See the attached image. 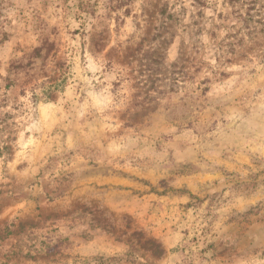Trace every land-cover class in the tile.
Instances as JSON below:
<instances>
[{"label": "rangeland", "instance_id": "374dc122", "mask_svg": "<svg viewBox=\"0 0 264 264\" xmlns=\"http://www.w3.org/2000/svg\"><path fill=\"white\" fill-rule=\"evenodd\" d=\"M0 264H264V0H0Z\"/></svg>", "mask_w": 264, "mask_h": 264}]
</instances>
